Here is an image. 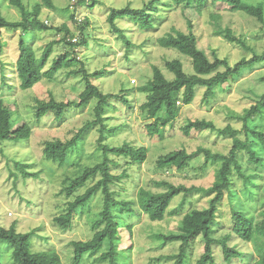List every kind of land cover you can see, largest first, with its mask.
Masks as SVG:
<instances>
[{"label": "rangeland", "instance_id": "obj_1", "mask_svg": "<svg viewBox=\"0 0 264 264\" xmlns=\"http://www.w3.org/2000/svg\"><path fill=\"white\" fill-rule=\"evenodd\" d=\"M48 1L53 8H49L45 0H23V3L31 12L40 5V20L53 29L28 33L0 30L4 44L0 53V99L11 112L14 130L24 124L31 128L29 140L3 141L0 145V226L31 234L34 253L56 252L62 264H73L72 242L92 239L93 225L100 220L103 211L104 195L96 193L85 207L79 208L68 229L55 222V218L66 214L69 203L99 180L100 177L90 180L71 195L66 192L71 182L87 168L103 161L99 142L103 133L104 145L120 147L128 143L148 149L147 159L141 164L111 156L114 161L111 172L121 178L112 187L115 198L129 202L134 210L132 213L122 206L112 207L121 239L119 264H176L181 242L164 243L157 236L179 234L183 217L193 209L209 208L214 195L203 192L179 195L171 202L165 219L153 222L139 209L138 192L141 188L153 193L164 192L166 187L160 185L162 182L188 188H211L222 162L206 165L205 155L199 154L188 167L178 170L165 163L163 158L173 151L185 149L192 154L200 148L227 155L234 138H239L250 140L256 156L263 161L257 164L245 151L238 154L242 175L233 169L232 186L219 205L212 235L219 241L228 239V245L241 255L227 262L223 248L220 245L213 248L217 264H257L261 258L259 244L244 242L234 234L233 214L243 212L252 219L254 227L264 222V150L246 134L243 122L238 118L264 94V60L216 86L209 97H206V88H198L193 103L182 105L177 119L164 128L163 138L148 135L146 126L153 120H148L140 110L147 98L139 88L152 79L153 67L160 68L164 76L173 81L175 75L168 70L167 63L175 60L183 64L186 74H194L192 60L175 49L160 47L159 38L174 31L193 33L198 47L212 62L217 56L234 66L243 59L251 60L255 55L264 54V24L223 3H210L202 14H198L194 8L172 4L171 0H158L155 5L151 4L152 0H79L74 11L70 10L72 0ZM248 3L264 6V0H248ZM0 6L8 21L22 20L21 12L9 0H0ZM127 7L151 12L154 28L142 29L129 18H123L116 21L121 32L114 31L109 23L110 13ZM65 26L69 35L63 29ZM219 28L231 29L235 36L246 42L249 50L218 35ZM76 38L82 42L77 53L81 64L62 69L51 80L43 78L29 90L20 88L16 61L20 57L21 40L33 47L38 58L49 43L59 42L44 69L47 71L59 56L73 49L65 39L71 42ZM84 41L87 45H83ZM82 65L89 74L103 72L101 77L92 78V82L104 94L113 96L104 109L102 124L96 123L97 100L84 107L78 106L86 82L82 74L71 75L70 72ZM225 71V67H220L209 77ZM52 98L57 102H73L75 106L67 109L60 120L55 112L37 118L38 102H48ZM159 117L166 118V113L160 112ZM189 121L211 122L217 130H192L187 136L183 128ZM248 125L264 132V114L250 119ZM229 126L237 131L235 135H222L218 131ZM81 131L80 139L68 151L63 166L45 158L44 148L48 142H69ZM108 250L109 244L105 243L98 253L85 255L81 264H108L100 260ZM204 251L205 240L200 236L192 242L184 264H197ZM12 254L11 246L0 244V264H15Z\"/></svg>", "mask_w": 264, "mask_h": 264}, {"label": "trees", "instance_id": "obj_2", "mask_svg": "<svg viewBox=\"0 0 264 264\" xmlns=\"http://www.w3.org/2000/svg\"><path fill=\"white\" fill-rule=\"evenodd\" d=\"M13 7L19 9L22 14L20 22L8 21L2 13L0 6V30L7 29L10 31L22 30L28 32H45L53 29L48 27L40 20L41 7L36 6L34 11L27 10L23 0H9ZM49 8H53V4L45 0ZM158 0H152L151 4L155 5ZM172 4L185 5L192 7L198 14L209 6L210 3H223L229 6L233 11L244 12L245 14L257 19L264 24V6L262 4L252 5L248 0H171ZM151 11H154L153 9ZM74 17V16H73ZM123 18H129L133 23L137 24L142 29L150 30L154 28L152 21V13L146 9L137 10L129 7L121 10H112L109 16V23L112 25L114 31L117 33L121 30L117 27L116 21ZM85 22V21H84ZM88 23V22H86ZM63 29L68 33V27ZM87 26L83 28L86 30ZM218 35L222 36L228 42L237 44L246 50H249L246 42L234 35L229 28H219ZM80 40V38H79ZM65 41L73 47L71 52L64 53L59 56L53 63L51 69L45 71V67L53 53V48L59 42L49 43L43 51L40 58L36 56L33 47L26 41L21 40L19 43L20 57L16 61V71L20 80V88L22 90H29L38 84L43 78L51 80L62 69L74 68L81 64V59L78 58L80 43ZM160 47L166 49H175L181 54L189 57L193 63V75H188L184 71L183 64L178 61L167 63V68L175 75L173 81H169L163 74L160 68L153 67V77L146 85L139 88L140 92L146 94V102L140 106V110L146 115L148 120H153L146 126L148 135L151 137L158 136L163 138L164 128L173 123L180 114L181 106H189L193 103L196 97V91L200 87L206 88V97L213 94L216 86L227 83L230 79L240 75L244 69L252 66L254 63L264 60L262 56L255 55L251 60L243 59L241 62L231 66L226 59L215 57L212 62L208 56L198 47L197 37L193 33L186 34L180 31H174L157 40ZM87 45V42H83ZM128 45H131L128 42ZM3 41L0 35V53L3 49ZM79 46V47H78ZM77 47V48H76ZM220 67H225V72H218L215 76L209 77ZM71 75H80L86 82V88L80 95L79 107H84L92 100H97L98 105L96 111V123L102 124L104 121L103 112L109 99L112 95L104 94L98 86L92 82V78H98L103 75V72H95L89 74L84 65L79 69L72 70ZM124 100V99H123ZM125 103H128L124 100ZM75 106L72 102L64 103L57 102L52 98L48 102H38L37 118L41 119L50 112L56 113L58 120L62 119L67 109ZM166 113V118L159 117L160 112ZM264 114V94L261 99L251 108L247 109L245 114L238 116L243 122V129L247 135L251 136L258 142L264 150V132L258 129L249 127L248 122L255 116H262ZM203 129L217 130L213 123L207 121H189L183 128L185 135H190L192 130L200 131ZM103 132V130H101ZM222 135H235L236 130L230 126L223 130H218ZM79 132L69 142L60 140L48 142L44 148V156L47 160L59 163L63 166L67 159L68 151L77 143L81 134ZM31 137V128L24 124L22 127L14 130L12 127L11 112L4 101L0 99V145L3 141H22L29 140ZM105 137L102 133L100 138V148L103 151V161L93 167L87 168L81 176L73 180L67 188V194L71 195L77 190L83 188L90 180L100 177L99 180L87 191L76 198L74 202L69 203L68 212L57 218V222L64 229L71 226L73 216L79 208L85 207L89 201L101 192L104 195V206L101 213V218L94 225L95 233L92 239L88 241L72 242L74 251L73 264H81L85 255L98 253L105 243L109 244V250L102 254L100 260L108 264H119V244L121 242L118 225L112 211L113 206H122L128 212H134L129 202L118 201L115 198L116 192L113 190V185L121 178L115 176L111 172V167L114 161L111 156L123 157L130 160L132 163H144L147 159L148 149L146 147L136 148L131 144L125 143L120 147H111L102 144ZM247 152L250 159L257 164L263 160L256 156V152L251 146L250 140L242 141L239 138H234L233 146L227 155L220 153H213L211 150L200 148L196 153L189 154L185 149L173 151L167 154L163 161L168 165L175 167L178 170H183L188 167L189 162L197 155L204 154L206 165L210 162H222L218 172L217 179L209 189L191 187L184 185L175 186L170 183L162 182L161 186L166 187V191L160 193H153L145 189H140L138 192L139 209L148 216L153 222H160L165 219L169 206L173 199L179 195L191 194L195 192H203L205 194L214 195L210 201V206L207 209H193L189 211L182 219L179 226V234L159 235V240L164 243L181 242L180 253L177 255L176 264H184L185 255L191 249L192 242L203 236L205 240L204 254L197 260V264H217L214 253V245H220L223 248L225 260L231 262L234 257H240V253L228 245V239L216 240L213 237V224L216 221L219 205L223 200L226 191H229L232 186L231 173L235 169L242 175V167L237 159L241 152ZM0 153L2 150L0 149ZM25 176L27 175L24 173ZM234 234L248 243H258L257 246L260 260L257 264H264V222L257 227H254L252 219L243 212H234ZM31 234L17 233L13 229H5L0 226V244L7 243L13 249V261L15 264H62L60 256L56 252L50 253H34L31 250Z\"/></svg>", "mask_w": 264, "mask_h": 264}, {"label": "built area", "instance_id": "obj_3", "mask_svg": "<svg viewBox=\"0 0 264 264\" xmlns=\"http://www.w3.org/2000/svg\"><path fill=\"white\" fill-rule=\"evenodd\" d=\"M79 0H72L71 1V5H70V10L74 11L76 9V6L78 5ZM79 22L81 23V20H79ZM72 43H77L78 39H73L71 40Z\"/></svg>", "mask_w": 264, "mask_h": 264}]
</instances>
